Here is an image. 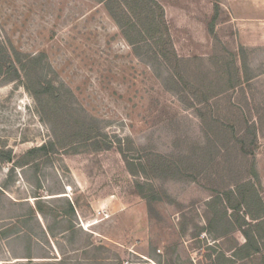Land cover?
Returning <instances> with one entry per match:
<instances>
[{
    "label": "rangeland",
    "instance_id": "obj_1",
    "mask_svg": "<svg viewBox=\"0 0 264 264\" xmlns=\"http://www.w3.org/2000/svg\"><path fill=\"white\" fill-rule=\"evenodd\" d=\"M155 1L167 58L99 0H0V264H264V223L259 250L232 255L255 222L245 199L264 205V0ZM240 46L243 91L196 100L198 71ZM32 56L57 103L26 86ZM198 109L247 137L225 147Z\"/></svg>",
    "mask_w": 264,
    "mask_h": 264
},
{
    "label": "trees",
    "instance_id": "obj_2",
    "mask_svg": "<svg viewBox=\"0 0 264 264\" xmlns=\"http://www.w3.org/2000/svg\"><path fill=\"white\" fill-rule=\"evenodd\" d=\"M100 2H103L105 4V7L110 14V16L114 19L115 23L118 25V27L121 29L124 37L126 40L134 45L138 46L136 49H142L145 48L147 51H153L152 45H154V48L156 49L153 51L152 54H154L155 57L161 56L164 58H167L168 54V43L170 45V38L168 37V32L166 29V24L164 21V14L162 7L155 1V0H99ZM219 6L214 5V10H218ZM216 12L213 15L212 19H215ZM211 29V28H210ZM165 35H167V38L164 39ZM134 38H137V41L134 42ZM136 44V45H135ZM244 53V48L240 46V49L237 53H229L230 58L229 60L223 62L221 65H218L217 68L214 70H211L209 68L202 67L200 71H198V75L201 74L203 76L200 78L199 84L194 85L196 93H200L201 97H196V100L200 101H207V99L211 98L214 100H219L221 98H227V96L224 97L228 92L235 90L237 87L240 88L241 91H243V84L247 82V79L245 77L248 65L246 64V61L243 60V62L238 63L237 57L240 54ZM149 54V53H147ZM159 54V55H158ZM175 60H178L176 55L171 53ZM241 56V55H240ZM150 55H146L145 58H149ZM163 58V59H164ZM36 56H32L28 59L27 63H22L19 59L21 69L24 72V75L26 76V86L27 84L33 83L34 85H28V89L33 92L34 98L38 101V104H41V96L45 94L47 96L48 102L52 100L53 103H57L59 100V97H57L56 88L53 85V83L49 80H42L41 77H38L36 79H29V69L33 67V65L36 63ZM186 61V60H185ZM189 61V60H188ZM10 67V64L8 68ZM10 69V68H9ZM11 70H9L10 72ZM194 74V73H193ZM12 76L18 77V71L14 69L13 66V73L8 76V79L12 78ZM37 87H36V86ZM35 88V89H34ZM217 100V101H218ZM51 103V102H50ZM229 104V103H228ZM208 105V103H207ZM210 106H208L209 110ZM200 110L198 109V112ZM200 121L207 125L208 123H212L215 129H217L218 134L216 137L218 138L217 141L222 137L223 139L227 138V141L223 143L225 147H227L230 142V136L232 135V138L236 141H239L242 143L243 138L247 137L246 133H240L238 131L235 132V123H220L218 120H214L212 117H207L206 113L199 112ZM243 123L241 124L248 125L249 121L246 119H243ZM255 122H251L248 125V129L250 127H254ZM243 128V127H242ZM87 133H85L87 138L91 134L88 133L89 129L86 130ZM249 133V132H248ZM252 133V132H251ZM221 135V137H220ZM226 137V138H225ZM215 141V142H217ZM48 144V143H47ZM50 145H53L52 142H49ZM216 145V144H215ZM103 147L108 148L110 147L109 142H105L102 144ZM221 146V145H220ZM47 147L46 143L41 144L38 147H35L32 151L37 150H44ZM219 147V144L217 146ZM120 152H123L121 148H119ZM124 155L125 162L127 165V168L129 172L134 174L136 171H134V164L133 161L130 159L128 160ZM139 165L142 166V163ZM142 170L143 167H142ZM250 186L253 188V184L249 183ZM40 200V199H37ZM252 201V197H251ZM245 204L248 209L247 214L250 216L252 220H254V225L251 226L250 229L242 231L245 236V243L235 247L232 249V255L239 256L240 258H243V256H250L253 252H257L260 248L258 245V238L260 237V227L264 223V205L262 203V200L257 197L256 202L260 206L259 211L253 212L250 208V200L249 202L245 199ZM253 202V201H252ZM240 206L237 205V207ZM234 207V208H237ZM69 208L73 210L72 205H69ZM39 209V208H38ZM148 209L151 210V205H148ZM241 251L242 253H239ZM30 258V256H27ZM11 264V263H10Z\"/></svg>",
    "mask_w": 264,
    "mask_h": 264
}]
</instances>
